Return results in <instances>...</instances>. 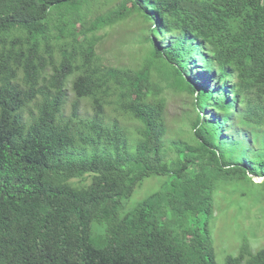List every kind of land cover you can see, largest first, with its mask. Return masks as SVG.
<instances>
[{
	"label": "trees",
	"instance_id": "16d2710c",
	"mask_svg": "<svg viewBox=\"0 0 264 264\" xmlns=\"http://www.w3.org/2000/svg\"><path fill=\"white\" fill-rule=\"evenodd\" d=\"M136 12L152 50L105 63L100 31ZM168 89L193 97L169 136ZM227 185L264 194V0H0V264H217Z\"/></svg>",
	"mask_w": 264,
	"mask_h": 264
},
{
	"label": "rangeland",
	"instance_id": "374dc122",
	"mask_svg": "<svg viewBox=\"0 0 264 264\" xmlns=\"http://www.w3.org/2000/svg\"><path fill=\"white\" fill-rule=\"evenodd\" d=\"M111 1V0H106ZM115 2L114 5H116ZM116 5L115 7H118ZM111 8L107 3L96 1L91 6V17L100 14ZM109 32V33H108ZM99 34L103 37L96 45L97 52L103 57L105 63L114 66H132L138 63L139 57L147 56L152 50L151 42L147 38L149 26L142 15L137 12L128 19L119 21L106 29L101 30ZM104 35H107L104 37ZM203 77L200 83L213 86L215 81H211L206 76V69L200 65L195 69ZM69 104L74 98L69 90ZM167 100L166 105V123L169 127V135L175 134L188 116L192 113L193 97L186 92H175L167 90L165 92ZM66 112L69 105L66 104ZM86 101H81V112H86ZM210 115L213 111L209 112ZM233 136L234 130H230ZM237 139L246 140L243 135H237ZM89 179V178H88ZM168 177L151 176L147 177L139 189L129 199L127 206H133L137 201L144 198L151 192L159 189ZM261 179L255 178V181ZM89 180H87L88 182ZM254 190V189H253ZM248 189L241 186L227 185L219 190L215 195V212L211 219L213 245L216 253L217 264H223L226 255H236L243 241H247L253 252H257L264 247V194H260V199H256V193L247 194Z\"/></svg>",
	"mask_w": 264,
	"mask_h": 264
}]
</instances>
